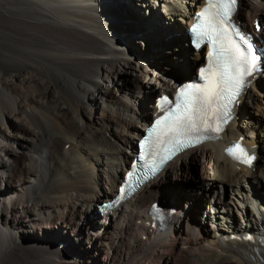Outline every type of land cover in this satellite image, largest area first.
I'll return each instance as SVG.
<instances>
[{"label": "bare ground", "instance_id": "bare-ground-1", "mask_svg": "<svg viewBox=\"0 0 264 264\" xmlns=\"http://www.w3.org/2000/svg\"><path fill=\"white\" fill-rule=\"evenodd\" d=\"M123 1L126 26L119 34L115 15L108 23L101 0H0V264H264V98L255 93L264 58L261 73L251 77L219 139L178 155L115 210L95 211L128 168L134 141L151 118L145 116L150 96L155 92L153 116L155 98L173 92L180 78L179 72L159 74L158 63L138 57L121 42L138 48L127 31L141 33L134 20L147 21L136 4ZM158 1L163 16L150 9L149 0L143 3L162 26L159 39L177 49L160 47L155 57L175 56L187 40L184 28L165 25L164 16L171 22L180 16L188 27L204 0L197 6L196 0ZM237 20L245 29L258 23L264 44V0H239ZM148 29L147 36L156 34ZM187 49L195 56L190 77L202 53ZM238 138L257 155L251 165L224 153ZM188 162L206 182H200L201 189L211 180L230 195L208 199L213 226L204 230L203 222V234L188 216L175 236L159 239L185 218L181 206L165 200L164 187L173 190L186 179ZM160 195L175 209L162 232L148 224L149 206ZM186 196L194 200L199 193ZM230 206L246 215L234 220ZM78 232L88 235V245L76 244ZM179 244L186 256L177 252Z\"/></svg>", "mask_w": 264, "mask_h": 264}, {"label": "rangeland", "instance_id": "rangeland-1", "mask_svg": "<svg viewBox=\"0 0 264 264\" xmlns=\"http://www.w3.org/2000/svg\"><path fill=\"white\" fill-rule=\"evenodd\" d=\"M124 1L127 4L133 2L134 5L136 4L137 8L142 9L140 17L142 16L143 17L142 19L143 20L147 19V21H146V23H144L140 19L139 20H137V19L134 20L135 25H136L135 28L138 31H141V33H138L137 31L135 32L134 30L131 31V32L126 30L128 32L129 38H131V42L135 43L136 46L138 45V48H136L135 45L130 44V42H126L127 41L126 39H120L121 42L127 47V49L131 50V52H133L136 55H138V57H140V58L145 57V58H147L149 60H153L156 63H158L159 68L157 69V72L159 74L163 75L164 72H171V73L173 72V74H175L176 72H179L180 74L178 73V75L180 77L185 78V79L189 78V75H191V73L193 71V69L191 67V64H192L193 58L195 56H194V54H189L188 53V49H187L188 47H187V42H186L187 40L185 41V43L182 46V50L183 51L178 50V52H175V56L174 55L167 56V55H163V54L160 53L158 55V57H155L156 56V49L158 51L160 47H163L162 50L166 49L168 51H171L172 49H174L173 51H175L177 48H176V46H173V45L169 44V42H167L168 39L165 40V41L162 40V39H159V37H158V36H160L159 32L163 31L162 30V26L161 25L159 26L160 23L158 24L157 20L151 19V17H150L151 13H150V11H148V9H146V6L144 5L143 0H124ZM115 2H118V4H112V2H111V4H112L111 6H113V7H112L111 10L109 9L108 23H111V20L109 18H110L111 15L114 14L115 17H116L118 32H119V34H121V31L123 29L125 30V26H126L125 20L122 17V16H124V14H123L124 13L123 12L124 9H123L121 0H114V3ZM159 2L160 1H158V0H149V5L151 6L150 9L154 10L159 15L163 16L162 7L160 6V4L157 5V3H159ZM200 2H201V0H196V6ZM185 4L188 5L187 2H185ZM195 9H196V7H195ZM179 17L180 16H175L174 20H172V22H171V21H169L168 18H166L164 16V18L166 20V24L165 25H167V26H169L171 28H175V29L182 28V27L185 29L186 28V23H182L179 20ZM132 20H133V17H132ZM163 22H164V19H163ZM150 27H151L152 32L156 33V34L155 35H151V36H147L148 35L147 32L149 31L148 28H150ZM140 36H142V37H140ZM145 37H147V38H145ZM157 44H158V46H157ZM171 46H173L174 48H170ZM182 54H184V57H183ZM186 68L188 69V71L185 70ZM105 85H108V81H105ZM255 88H256L255 93H257V96L259 98H264V75L262 76L261 83H259V85L255 86ZM154 94H155V92H153V94L149 98V104H148L149 105V109L145 112V116L151 117V114H152L151 108H152V102H153V95ZM244 107L245 106H243V110H244ZM251 109L253 110V114L257 113V111H256L257 109L256 108H252L251 107ZM259 117L263 118L262 115H260ZM263 121H264V118H263ZM136 124H137V122H135V124H134L135 127L133 128V133H134V131H136ZM126 132H128V131L126 130ZM133 140H135V139L133 138ZM263 153H264V149H263ZM193 155L196 156V153L195 154L193 153ZM195 161L197 163L199 162L198 164H200V168H201L202 163H200V161H198V160H195ZM261 162L262 161L260 160L259 164ZM194 168H195L194 164L192 162H188V172H189V174L186 177V179H184V180L179 182V185H177L178 188H176L177 187L176 185L172 187L173 190H171L170 187H168V189L166 187H164V190L166 189L169 192V198L168 199L166 198L165 200H167L169 202H172L174 204L176 202L179 206H181L184 209V211L186 213L184 214V216H185L184 219L180 218V219H178V221H175V223L173 224L171 229L166 234H164L162 236L157 235V238H159V239L160 238L168 239L170 235H171V237H172V235L175 236L178 233L179 227H182V228L184 227L185 221L188 219V216H193V218H194L193 220L195 222L196 230L198 232H200L201 234H203V227L202 226H204L203 224L205 222H206V224H205L204 230L205 229L209 230L213 226L212 222H210V217H211V214L209 212L210 210H209V208L206 207V206H208L207 205L208 199L211 198L215 194H216L217 197L220 194L222 199H226L230 195V192H229V190L227 189L226 186H223L222 184H220L218 182L211 181V180H207V182H209V184H207V186H206L207 189H205V188H204V190L201 189L200 185H202V184L200 182H203L204 184L206 182H204L201 179H198L194 175ZM194 191L198 192L199 196L197 198H195L194 200H192L191 197L188 199L186 194L187 193H192ZM200 191H203L204 193L200 192ZM158 199L161 200V201L164 200L162 195L158 196ZM185 199H186V201H185ZM190 201H192V202H190ZM255 205H257V204H255ZM252 206H253V204H251L250 207H252ZM230 207L233 208V210L235 209L234 210V213H235L234 220L239 221V220L242 219V217H244V215H246V212L242 211V209H238L236 206L235 207L234 206H230ZM261 209L264 210V204H262V203H261ZM95 214H97V213H95ZM96 219H99V218L97 217ZM74 236H75L74 237L75 242H76V239H77L76 244L81 245V244L84 243V244L88 245V239H87L88 235L86 233L81 235V233L78 232L77 236L76 235H74ZM212 238L213 237H210V239H212ZM55 241H52V243H55ZM130 241H131V239H130ZM146 241L147 240H144V242H146ZM137 242H136V239H135L133 244L135 245ZM143 245H146V244H143ZM65 246H68V250L69 251H72L74 253L77 252L71 244L68 243V244H65ZM180 246H181V244H179L177 252H179ZM196 246H198V245H196ZM91 249L93 251L96 250V248H94L92 246H91ZM179 254L186 256L185 254H183V250L181 252H179Z\"/></svg>", "mask_w": 264, "mask_h": 264}, {"label": "water", "instance_id": "water-1", "mask_svg": "<svg viewBox=\"0 0 264 264\" xmlns=\"http://www.w3.org/2000/svg\"><path fill=\"white\" fill-rule=\"evenodd\" d=\"M111 2L113 4L114 0H101L100 5H101V8H102L101 10L103 11V14H106V13L108 14L109 13V6L112 5ZM186 39L188 40L187 37H186ZM184 80H185V78L180 77L179 78V83L184 81Z\"/></svg>", "mask_w": 264, "mask_h": 264}, {"label": "snow or ice", "instance_id": "snow-or-ice-1", "mask_svg": "<svg viewBox=\"0 0 264 264\" xmlns=\"http://www.w3.org/2000/svg\"><path fill=\"white\" fill-rule=\"evenodd\" d=\"M235 2H236V0H231L232 4H235ZM224 7H225V11H227V5H224ZM225 71L226 72L228 71L227 66L225 67ZM181 95L187 97L189 95V93L184 91V92H181ZM237 150H239V149H237Z\"/></svg>", "mask_w": 264, "mask_h": 264}]
</instances>
